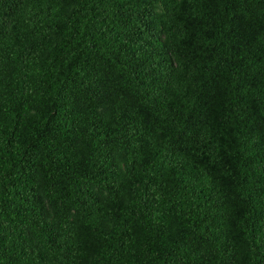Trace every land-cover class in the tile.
<instances>
[{"label":"trees","instance_id":"trees-1","mask_svg":"<svg viewBox=\"0 0 264 264\" xmlns=\"http://www.w3.org/2000/svg\"><path fill=\"white\" fill-rule=\"evenodd\" d=\"M0 264H264V0H0Z\"/></svg>","mask_w":264,"mask_h":264}]
</instances>
